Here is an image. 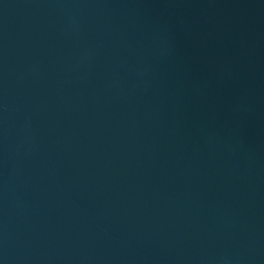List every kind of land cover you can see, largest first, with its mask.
I'll return each instance as SVG.
<instances>
[{
  "label": "water",
  "instance_id": "obj_1",
  "mask_svg": "<svg viewBox=\"0 0 264 264\" xmlns=\"http://www.w3.org/2000/svg\"><path fill=\"white\" fill-rule=\"evenodd\" d=\"M0 264H264V0H0Z\"/></svg>",
  "mask_w": 264,
  "mask_h": 264
}]
</instances>
